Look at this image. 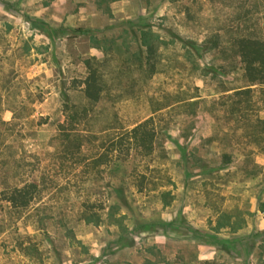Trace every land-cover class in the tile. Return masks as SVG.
<instances>
[{"label":"rangeland","instance_id":"obj_1","mask_svg":"<svg viewBox=\"0 0 264 264\" xmlns=\"http://www.w3.org/2000/svg\"><path fill=\"white\" fill-rule=\"evenodd\" d=\"M240 37L264 40V0H0V264H264V140L221 104L246 85ZM149 119L152 156L114 150ZM227 217L243 227L218 231Z\"/></svg>","mask_w":264,"mask_h":264},{"label":"trees","instance_id":"obj_2","mask_svg":"<svg viewBox=\"0 0 264 264\" xmlns=\"http://www.w3.org/2000/svg\"><path fill=\"white\" fill-rule=\"evenodd\" d=\"M148 33H143V44L147 47L148 58L146 64L150 70H155V63L153 61L155 49L151 44V38ZM236 50L239 57V63L243 71V81L246 83L245 86L234 88V92L231 94H226L221 98V104L227 106L231 114V118L238 125L239 128L245 130V134L250 136L255 142H261L264 140V120L257 117L253 120L252 114L255 113L253 109V88L252 86H264V40L254 37H240L236 40ZM85 88L84 93L89 101L95 103L101 100L102 96V85L100 81L99 74L97 70H93L84 81ZM180 102H177L179 104ZM188 105H192L188 104ZM153 120L149 119L145 122L138 124L129 131L123 133V135L116 141H113L114 150H120L121 154L126 158L129 155L130 150H136L140 152L143 156L150 157L155 151L157 132L152 124ZM179 145L178 143H176ZM183 156L187 159V153L183 150ZM231 162L232 157L229 155H224ZM251 175H255L252 173ZM264 192V188L261 193ZM37 193V185L34 183L26 184L21 188H14L9 196V201L16 207H27L34 200ZM118 193H121V200L126 201L122 197L124 193L123 189H119ZM164 198L165 205L169 202L166 200L168 197V192H161ZM264 206V205H263ZM122 210L121 204H111L109 206V211L107 213L108 221H115L119 227L126 232L127 227L124 224L125 220L128 218L126 214H118ZM264 210V207H262ZM231 217L223 218L218 223L219 229L228 226L233 233H236L238 229L243 227L240 223L241 219L236 218L235 221H231ZM92 222L93 216L87 219ZM223 220V221H222ZM147 227V225H146ZM149 227V226H148ZM218 237L210 236V239ZM238 239L234 241H220L223 248H228L230 245L235 244ZM134 244V240L130 239L128 243L129 246Z\"/></svg>","mask_w":264,"mask_h":264}]
</instances>
